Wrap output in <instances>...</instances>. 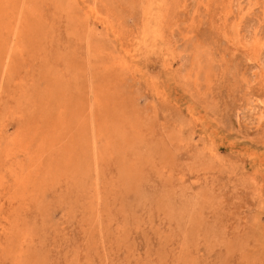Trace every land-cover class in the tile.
<instances>
[{
	"label": "rangeland",
	"instance_id": "rangeland-1",
	"mask_svg": "<svg viewBox=\"0 0 264 264\" xmlns=\"http://www.w3.org/2000/svg\"><path fill=\"white\" fill-rule=\"evenodd\" d=\"M0 52V264H264V0H0Z\"/></svg>",
	"mask_w": 264,
	"mask_h": 264
},
{
	"label": "bare ground",
	"instance_id": "bare-ground-1",
	"mask_svg": "<svg viewBox=\"0 0 264 264\" xmlns=\"http://www.w3.org/2000/svg\"><path fill=\"white\" fill-rule=\"evenodd\" d=\"M23 6V5H22ZM19 8V7H18ZM35 18V17H34ZM4 19V18H3ZM35 25V24H34ZM12 27V26H11ZM5 29V28H4ZM29 30V29H28ZM28 35V34H27ZM3 37V36H2ZM8 37V36H7ZM13 37V36H12ZM5 39V38H4ZM13 41V40H12ZM4 44V43H3ZM2 44V45H3ZM7 44V43H6ZM6 46V45H5ZM7 47V46H6ZM17 47H18V45H17ZM1 53V52H0ZM8 53V52H7ZM7 55V54H6ZM16 57V56H15ZM20 58V57H19ZM13 64V63H12ZM45 133V132H44ZM55 134V133H54ZM45 142H47V141H45ZM1 146V145H0ZM55 146V145H54ZM57 146V145H56ZM147 150H148V148H147ZM32 157H33V155H32ZM37 157V156H36ZM1 158V157H0ZM34 163V162H33ZM214 164V163H213ZM26 165V164H25ZM211 165V164H210ZM41 167V166H40ZM35 168V167H34ZM27 187V186H26ZM8 205V204H7ZM21 215V214H20Z\"/></svg>",
	"mask_w": 264,
	"mask_h": 264
}]
</instances>
